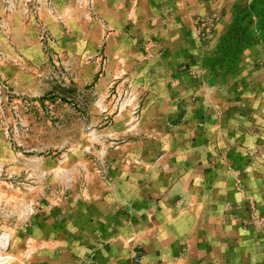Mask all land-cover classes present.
Wrapping results in <instances>:
<instances>
[{
  "label": "crops",
  "instance_id": "obj_1",
  "mask_svg": "<svg viewBox=\"0 0 264 264\" xmlns=\"http://www.w3.org/2000/svg\"><path fill=\"white\" fill-rule=\"evenodd\" d=\"M52 1L70 20L79 8L77 0ZM251 2L92 0V41L106 42L108 60L97 92L105 93L119 65L126 66L131 50L124 44H146L139 120L128 126L127 111L93 131L91 150L109 166L108 179L85 158L83 145L73 149L70 166H47V213L12 244L21 264H264L263 240L241 223L247 198L261 200L259 182L221 155L231 154V146L218 147L229 134L209 132L227 119L226 99L241 87L244 49L235 52L236 40L222 36L247 20L233 18L232 26L228 17ZM49 10L44 0H0V73L28 95L42 93L46 67L37 22L56 42L66 37ZM222 13L215 35L197 39V16ZM76 26L77 40L84 39V26ZM231 58L239 61L234 72Z\"/></svg>",
  "mask_w": 264,
  "mask_h": 264
},
{
  "label": "rangeland",
  "instance_id": "obj_2",
  "mask_svg": "<svg viewBox=\"0 0 264 264\" xmlns=\"http://www.w3.org/2000/svg\"><path fill=\"white\" fill-rule=\"evenodd\" d=\"M77 5L83 10L70 11V20L54 8L53 1L47 4L66 34L58 42L42 21L37 22V38L46 58L41 94L21 92L0 73V81L7 85L0 93V264H21L23 258L15 254L12 244L18 243L37 215L47 213V166H70L76 157V145L86 146L85 158L100 164L101 156L91 150V144H97L93 131L104 125L102 122L108 123L114 115L127 111L131 116L128 126L135 128L139 120L140 101L146 93L138 85L146 80L148 60L141 58L147 52L146 44H124L131 50L126 66L119 65L122 71L108 83L105 93L97 92V78L107 70L108 60L103 53L106 42L92 41V0H77ZM237 10L228 17L232 26L233 18H244L247 24L235 25L222 39L227 36L236 40L235 52L238 46L244 49L239 52L241 87L226 99L231 107L226 111L230 112L227 119L224 117L219 126L210 124L209 132L226 131L229 138L219 140L218 147L224 151L231 146V154L220 151L221 155L230 166H240L245 177L259 182L261 204L247 198L249 214L241 223L253 225L264 242V0H252L249 8ZM223 18L224 13L197 16L193 22L196 38L213 37ZM77 23L84 26V39L77 40ZM43 27L47 32L45 40L39 38ZM239 61L229 59L232 72ZM134 86L137 90L132 91ZM109 100L110 107L106 105ZM71 189L67 188L68 194ZM3 234H8L9 240L1 247Z\"/></svg>",
  "mask_w": 264,
  "mask_h": 264
},
{
  "label": "built area",
  "instance_id": "obj_3",
  "mask_svg": "<svg viewBox=\"0 0 264 264\" xmlns=\"http://www.w3.org/2000/svg\"><path fill=\"white\" fill-rule=\"evenodd\" d=\"M46 1V5L48 4L49 6L52 4V0H45ZM46 36H47V32H46V29L43 27L40 31V34H39V38L41 40H45L46 39ZM5 88H7V85L0 81V93L2 90H4ZM97 171L98 173L103 177V178H106L108 179V176H109V166H106L104 163H100L98 166H97Z\"/></svg>",
  "mask_w": 264,
  "mask_h": 264
},
{
  "label": "bare ground",
  "instance_id": "obj_4",
  "mask_svg": "<svg viewBox=\"0 0 264 264\" xmlns=\"http://www.w3.org/2000/svg\"><path fill=\"white\" fill-rule=\"evenodd\" d=\"M1 238H2V243H1V247H4L5 246V244L8 242V240H9V235L8 234H3L2 236H1Z\"/></svg>",
  "mask_w": 264,
  "mask_h": 264
}]
</instances>
